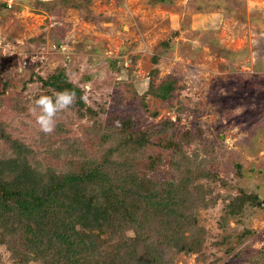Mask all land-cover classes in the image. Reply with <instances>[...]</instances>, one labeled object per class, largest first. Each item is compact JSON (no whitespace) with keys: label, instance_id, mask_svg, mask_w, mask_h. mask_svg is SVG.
<instances>
[{"label":"rangeland","instance_id":"374dc122","mask_svg":"<svg viewBox=\"0 0 264 264\" xmlns=\"http://www.w3.org/2000/svg\"><path fill=\"white\" fill-rule=\"evenodd\" d=\"M52 83L72 84L81 105L44 133L29 108ZM122 121L149 134L128 154L144 178L209 173L189 206L201 245L165 243L159 264H264V0H0V158L14 142L59 172L71 146L77 159L103 161L109 147L120 158Z\"/></svg>","mask_w":264,"mask_h":264},{"label":"trees","instance_id":"16d2710c","mask_svg":"<svg viewBox=\"0 0 264 264\" xmlns=\"http://www.w3.org/2000/svg\"><path fill=\"white\" fill-rule=\"evenodd\" d=\"M52 85L56 92L64 90ZM64 85L77 94L72 84ZM87 111L82 115L90 116ZM122 122L121 130L113 126L121 135L117 147L124 148L120 158L111 159L109 147V158L103 161L77 159V148L71 146L76 159L65 160V171L59 172L39 168L36 153L18 142L11 145V155L0 158V246L9 248L13 264H159L165 243L179 252L201 245L204 229L189 228L194 211L189 206L205 199L200 178L209 173L197 174L195 181L186 175L171 182L144 178L128 154L131 148L136 154L149 134ZM88 220V229L79 227ZM128 230L132 235L124 234ZM100 231L115 241L99 239ZM106 243L113 253L105 251Z\"/></svg>","mask_w":264,"mask_h":264},{"label":"clouds","instance_id":"9594fccd","mask_svg":"<svg viewBox=\"0 0 264 264\" xmlns=\"http://www.w3.org/2000/svg\"><path fill=\"white\" fill-rule=\"evenodd\" d=\"M74 101L75 93L71 90L57 91L52 95L42 94L33 100L29 112L41 132L51 133L57 123V113L68 108Z\"/></svg>","mask_w":264,"mask_h":264}]
</instances>
